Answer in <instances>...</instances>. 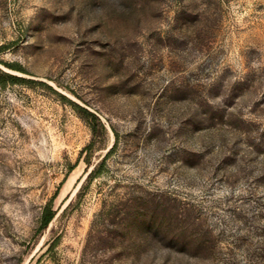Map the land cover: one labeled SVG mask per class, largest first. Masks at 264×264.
<instances>
[{"label": "rangeland", "instance_id": "374dc122", "mask_svg": "<svg viewBox=\"0 0 264 264\" xmlns=\"http://www.w3.org/2000/svg\"><path fill=\"white\" fill-rule=\"evenodd\" d=\"M0 264H264V0H0Z\"/></svg>", "mask_w": 264, "mask_h": 264}, {"label": "trees", "instance_id": "16d2710c", "mask_svg": "<svg viewBox=\"0 0 264 264\" xmlns=\"http://www.w3.org/2000/svg\"><path fill=\"white\" fill-rule=\"evenodd\" d=\"M8 76V80L11 82H16V81H22L23 78L16 75V74H10V73H5ZM77 106V109L79 111H81V114L89 121V124L93 130V139L92 141L82 150V152L85 151H89V153L86 156V159L88 161V163L90 164V157L91 154L93 153V149L94 146L96 144V136L98 134V129H104L105 130V124L101 121V119L99 118V116L90 111L89 109L80 106L79 104H75ZM106 157V156H105ZM105 157H103L101 159V161H99L94 168L90 171L89 173V177L94 176L100 169V166L102 165V163L104 162ZM56 214V211L53 209L52 204H49L45 207L44 211H43V215H42V227L46 228L48 226V224L50 223V221L54 218Z\"/></svg>", "mask_w": 264, "mask_h": 264}]
</instances>
